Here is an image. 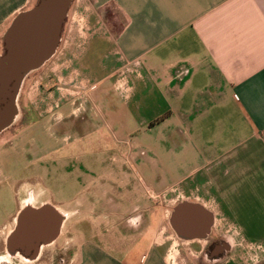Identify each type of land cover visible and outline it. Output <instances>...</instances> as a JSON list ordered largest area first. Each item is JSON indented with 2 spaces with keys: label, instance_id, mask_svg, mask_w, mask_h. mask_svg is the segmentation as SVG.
Listing matches in <instances>:
<instances>
[{
  "label": "crops",
  "instance_id": "obj_1",
  "mask_svg": "<svg viewBox=\"0 0 264 264\" xmlns=\"http://www.w3.org/2000/svg\"><path fill=\"white\" fill-rule=\"evenodd\" d=\"M37 1L0 0V45ZM67 18L17 100L38 154L73 131L109 136V168L75 170L55 205L71 219L64 264H173L171 250L196 264L211 241L205 264H264V0H73ZM181 202L212 214L208 239L173 231Z\"/></svg>",
  "mask_w": 264,
  "mask_h": 264
},
{
  "label": "water",
  "instance_id": "obj_2",
  "mask_svg": "<svg viewBox=\"0 0 264 264\" xmlns=\"http://www.w3.org/2000/svg\"><path fill=\"white\" fill-rule=\"evenodd\" d=\"M72 1L38 0L18 14L6 30L0 55V133L18 116L17 100L24 79L55 55ZM66 217L53 205L21 209L5 241L6 251L26 262L36 261L42 248L58 239ZM169 223L182 240H206L213 217L198 204L181 202L173 209Z\"/></svg>",
  "mask_w": 264,
  "mask_h": 264
},
{
  "label": "rangeland",
  "instance_id": "obj_3",
  "mask_svg": "<svg viewBox=\"0 0 264 264\" xmlns=\"http://www.w3.org/2000/svg\"><path fill=\"white\" fill-rule=\"evenodd\" d=\"M34 4V3H32ZM104 13L105 21L110 22L112 15L111 10L106 9ZM69 13V11H68ZM61 33L63 38L65 25ZM118 24V23H117ZM119 25V24H118ZM4 27H2L3 29ZM2 45V42H1ZM0 45V55L3 52V47ZM61 42L59 44V47ZM59 49V48H58ZM57 49V50H58ZM36 72V71H35ZM27 75L31 76L33 73ZM26 77V78H27ZM25 78V79H26ZM24 79V81H25ZM23 81V83H24ZM23 86V84H22ZM21 86V89H22ZM20 89V92H21ZM19 92V95H20ZM18 106V102H17ZM18 109V117L13 126L0 137V143L3 141H15L11 136L19 135L23 141H27L24 145V154L22 155L20 147L8 148L2 151L0 159V264H64L70 257L73 250L71 245H67L66 239L68 225L71 219L66 217L60 229L58 239L51 245L42 248L39 258L36 261L26 262L16 255H12L8 251H4L5 241L9 234L13 231V227L5 228V226L18 213V205L20 202L23 187H31L24 194L21 208H39L42 201L43 205H60L70 199V195L76 192L72 184L74 171L82 172L92 178L97 177L107 167V160L109 152H111L110 144L102 141L103 138H108L106 134L89 133L87 137L81 138L80 135L74 131L69 134V140L65 147H61V143H56L48 152L37 153L31 151L35 145H32L31 132H23L22 125L27 124L25 119L20 118V109ZM82 122V121H81ZM80 123V121H79ZM27 132V131H26ZM41 142H51L45 139L44 135H38ZM84 140V141H83ZM102 142V143H101ZM37 144V142L35 141ZM101 144V145H100ZM1 145V144H0ZM56 147L54 150L53 148ZM28 148L30 150H28ZM39 152V150H38ZM72 172V173H71ZM169 206L175 203V198L168 197ZM56 207V206H55ZM62 212V211H61ZM84 226H82L83 228ZM83 230V229H82ZM218 234L222 233L217 230ZM170 237V242L181 243L182 240L177 238L171 230L158 232V238ZM216 237V236H214ZM169 257L174 260L173 264L181 262V258L175 250H171ZM65 257V259H63ZM59 259H63L62 262ZM4 260L5 262H1ZM172 260V261H173ZM196 264H205L203 256L200 257ZM170 264H172L170 262ZM193 264V263H189Z\"/></svg>",
  "mask_w": 264,
  "mask_h": 264
},
{
  "label": "flooded vegetation",
  "instance_id": "obj_4",
  "mask_svg": "<svg viewBox=\"0 0 264 264\" xmlns=\"http://www.w3.org/2000/svg\"><path fill=\"white\" fill-rule=\"evenodd\" d=\"M18 117V116H17ZM17 119V118H16ZM16 121V120H15ZM14 124V123H13ZM13 124L9 127V128H7L6 130H4L3 132H1L0 133V137L6 132V131H8L12 126H13ZM18 134V133H17ZM12 135L11 137L13 138V139H15V141L13 140V141H3V142H1L0 144V159H1V154H2V151H6V149H8V148H15V145H16V143L18 142V140L21 138V137H19V135ZM20 209H22L21 207H19V205H18V212L20 211ZM1 242V241H0ZM219 242H216V241H211L210 243H209V245H208V248L206 249V251H205V253H204V255H203V259H205V257L207 256V255H210L211 254V252L214 250V247H215V245L216 244H218ZM3 252H6V249H5V246H4V251ZM63 259H65V257L63 258ZM63 259H59V261L60 262H62V260ZM1 262H5L4 260H1Z\"/></svg>",
  "mask_w": 264,
  "mask_h": 264
}]
</instances>
